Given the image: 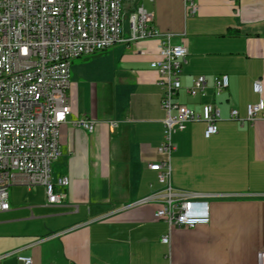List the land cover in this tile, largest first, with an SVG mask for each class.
<instances>
[{
    "label": "crops",
    "instance_id": "crops-1",
    "mask_svg": "<svg viewBox=\"0 0 264 264\" xmlns=\"http://www.w3.org/2000/svg\"><path fill=\"white\" fill-rule=\"evenodd\" d=\"M188 15L185 0H122L128 16L143 5L153 24L176 34L189 53L180 74L177 100L201 113L205 102L221 110L218 133L206 138V124L188 123L174 135V189L208 194L210 223L175 227L171 244L162 242L167 223L155 216L159 202L139 203L161 190L157 173L164 140L165 110L157 41L118 43L72 60L68 90L69 122L59 127L61 155L52 164L61 196L49 203L43 186L10 189V209L0 212V264H258L264 248V119L244 125L230 119L232 109L246 116L249 103L264 99V0H195ZM128 24H124L125 35ZM229 76V87L213 91L214 77ZM204 75L206 97H191L185 88ZM96 122L93 132L71 122ZM118 120L116 128L108 122Z\"/></svg>",
    "mask_w": 264,
    "mask_h": 264
},
{
    "label": "built area",
    "instance_id": "built-area-1",
    "mask_svg": "<svg viewBox=\"0 0 264 264\" xmlns=\"http://www.w3.org/2000/svg\"><path fill=\"white\" fill-rule=\"evenodd\" d=\"M185 8L188 15L198 11L195 0H185ZM175 38V33L154 26L153 14L143 5L126 16L122 0H0V212L10 209V189L14 186H43L48 202L58 203L61 196L55 186L70 182L68 177L54 182L51 168L61 155L59 127L69 122L71 113L68 90L72 60L118 43L154 39L158 58L150 65L160 77L165 118L164 140L157 148L160 158L151 162L149 169L157 173L163 187L139 203H160L155 216L168 225V233L162 237L167 245L171 244L173 228L209 224L208 194L178 191L172 186L174 135L185 130L188 123L202 121L206 124L205 137L210 138L218 133L222 114L213 102L203 103L202 112L197 113L177 100L183 88L180 74L189 50L183 42L175 43ZM229 84L227 74L215 76L214 94L221 95ZM253 89L260 96L259 101L249 103L243 117L232 109L230 119L242 125L258 119L264 111L260 80L254 82ZM185 90L191 97H206L207 78L197 77ZM71 123L89 132L96 127V122L86 117ZM108 124L116 128L119 121ZM257 258L258 264H264V248ZM17 259L33 264L30 256L19 254Z\"/></svg>",
    "mask_w": 264,
    "mask_h": 264
},
{
    "label": "rangeland",
    "instance_id": "rangeland-1",
    "mask_svg": "<svg viewBox=\"0 0 264 264\" xmlns=\"http://www.w3.org/2000/svg\"><path fill=\"white\" fill-rule=\"evenodd\" d=\"M125 24H128V20L127 19L125 20Z\"/></svg>",
    "mask_w": 264,
    "mask_h": 264
}]
</instances>
